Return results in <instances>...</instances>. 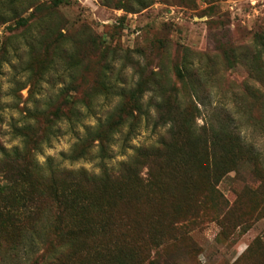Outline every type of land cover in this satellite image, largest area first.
Segmentation results:
<instances>
[{
    "label": "rangeland",
    "instance_id": "rangeland-1",
    "mask_svg": "<svg viewBox=\"0 0 264 264\" xmlns=\"http://www.w3.org/2000/svg\"><path fill=\"white\" fill-rule=\"evenodd\" d=\"M142 2L0 0V264H264V0Z\"/></svg>",
    "mask_w": 264,
    "mask_h": 264
},
{
    "label": "trees",
    "instance_id": "trees-1",
    "mask_svg": "<svg viewBox=\"0 0 264 264\" xmlns=\"http://www.w3.org/2000/svg\"><path fill=\"white\" fill-rule=\"evenodd\" d=\"M142 1L143 0H136V2L139 5H141V3H143ZM140 7H144V5H141ZM26 24H27V20L25 18H23V17L22 18L19 17V20L17 21V25H23L24 26ZM2 55H5V54L3 53ZM76 95H77V92L76 91H75V93H72L71 95L69 94L68 98H66L64 100V103L61 104V105H59V107L56 109V111L53 112V114L55 115V118L57 120H60L62 118V116L65 113H67V111L65 110V107H67L68 110L71 111L70 112L71 114H74L75 113V111H76V109H75L76 108L75 102L77 100ZM165 106H166V104H164V103L153 104L154 110H155V112L157 114V121L158 122H162L163 123V121H164V110H165ZM137 107L140 109V105L138 104V102H137ZM228 127L229 126H227L226 130H228ZM95 133H96V135L98 136V139H99L98 145L96 147L101 152H105L107 150V140H108L107 136H105L104 134H102L103 132L101 130H98ZM162 139H163V137H161V140L159 142V145L161 147L165 145L164 140H162ZM92 146H93V142L92 143H91V141L89 142V139L87 137L79 140L74 145V147H73V151L72 152L75 154L74 160L76 161L78 159H81L84 156V153H86L88 151V148L89 147H92ZM156 148L157 147H155L154 150ZM155 151H158V149H156ZM11 194L13 196H18L19 197V196H22V191L14 188V189H12V193ZM55 200L56 201H59V202L63 201L64 204H67L68 202L74 203V200L69 201L66 198V196H64V193H62V192H61V194H58V196H55ZM76 218L77 219H80V220H85V218H84L83 215H82V217H76ZM79 256L82 257V258H85L86 257V255L81 256L80 254H79ZM74 260H75L74 258H72L70 260L71 264H74ZM145 261L149 262L150 264H154V259L153 260H150V257H146V260ZM94 262H95V264H107V263H105L103 261H99V260H95ZM80 263L82 264L83 263V260H81ZM112 264H124V262L117 261V262L112 263ZM133 264H142V262L141 261L139 262V260H137V262L134 261Z\"/></svg>",
    "mask_w": 264,
    "mask_h": 264
}]
</instances>
